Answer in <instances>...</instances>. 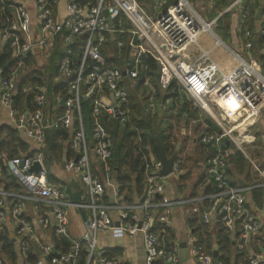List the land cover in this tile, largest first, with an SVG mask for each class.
<instances>
[{
	"label": "built area",
	"instance_id": "built-area-1",
	"mask_svg": "<svg viewBox=\"0 0 264 264\" xmlns=\"http://www.w3.org/2000/svg\"><path fill=\"white\" fill-rule=\"evenodd\" d=\"M57 1L33 0L32 21L27 7L15 2L10 17L1 26V38L14 64L8 75L0 78V105L13 114L12 127L38 146L31 153L5 161V169L15 177L21 189L14 192L0 190V219L7 210L15 224L17 253L23 264H68L80 251L84 254L83 264H126L101 251L95 252L96 235L114 228L111 211H115L118 228L127 236L141 234L146 264H180L177 250L165 246L153 229L154 225L167 223L166 211L175 202L163 196L166 176L159 173L161 162L153 156L149 145L140 146L145 174L141 196L136 201L125 202L118 189H114V199L109 203L104 201V182L110 178L112 142L99 120V114L104 112L108 117L118 119L120 124L127 121L123 109L127 91L122 78H127L129 84L136 81L140 71L146 68L142 57H150L158 65L160 88L175 80L193 104L211 117L218 127L217 132L203 133L198 138L200 144L217 148L206 161V174L214 190L203 197H192L189 202L207 198L211 203L210 210L219 216L225 227L237 228L243 240L257 235L262 222L248 209L246 194L253 189L264 188V169L250 161L260 183L230 184L225 171L229 151L221 148L220 143L228 140L246 156L243 146L246 141L238 134L234 135V131L239 125L250 124L264 107V70L260 64L229 50L212 33L210 23L204 22L186 0H151L148 8L136 0H87L85 3L63 0L61 15L54 10ZM31 22L35 28L34 36L29 32ZM114 33L127 35L125 41L116 40L119 50L125 49L122 69L108 65L103 55L108 36L112 38ZM202 33L212 38L214 48L231 55L235 63L230 69H221L211 59L209 50L199 46L197 40ZM259 33L264 38V19ZM245 36H248L247 32ZM56 40L62 45V56L58 59L57 76L54 78L62 80V83L52 95L56 115L44 114L42 107L46 103V94L42 87L33 95L31 109L14 110L11 97L23 60L35 49L49 48ZM250 47L251 42L246 41L243 51L248 52ZM143 84L147 85L146 78ZM152 95L148 99L150 110L155 107ZM80 98L91 100L88 135L81 118ZM213 107L219 111V119L212 112ZM225 117L230 118L232 124L241 121L228 127L222 123ZM50 128H63L70 132L67 143L73 157L64 163V167L79 177L87 195L86 202H70L59 187L47 181L41 147L46 130ZM90 154L102 165L101 177L92 168ZM34 164H37V169L31 170ZM179 169V160L175 158L169 175H177ZM29 200L41 208L37 212V224L42 228L51 226L55 234L65 237H68L65 208L87 209L89 216L85 233L80 240L72 241L69 251L59 253L58 257L50 253L47 245H41L36 247L39 254L34 259L29 258L30 244L36 240V234L32 224L21 217ZM202 219L204 223L208 222L206 213L202 214ZM188 253L195 264H213L211 254L195 244L189 245ZM261 262L258 254H252L245 264Z\"/></svg>",
	"mask_w": 264,
	"mask_h": 264
},
{
	"label": "crops",
	"instance_id": "crops-1",
	"mask_svg": "<svg viewBox=\"0 0 264 264\" xmlns=\"http://www.w3.org/2000/svg\"><path fill=\"white\" fill-rule=\"evenodd\" d=\"M11 1L12 3H23L29 10L31 21L33 20V0ZM62 1L63 0H58L54 6V10L56 13H58V15L63 13ZM258 2L261 5L264 4V0H258ZM236 11L237 17L235 18V24L232 28L233 36L231 37L229 32L228 36L222 42L229 48V50L239 52L240 54L244 55V57L252 58L257 61L252 53L251 55L253 57L247 51H243V45L246 41H250L252 47L258 42V37L262 36L259 33V28L261 21L264 19V15L262 14L260 7L256 8L254 10L255 17L254 22L252 23V29L242 30L247 14L243 0L239 1ZM258 11L260 12L259 15H257ZM29 32L31 36L35 35L33 22L30 23ZM245 32L248 33V36H245ZM3 44H5V42L1 38L0 30V49H2ZM199 46L201 45L199 44ZM262 46L264 47V44ZM61 48V43L56 40L49 48L35 49L31 55H28L23 60V65L20 69V72L24 69L35 70L41 73L45 72V70L50 66L49 59L53 52H58ZM213 48V44L212 47L206 48V50H209L211 59L215 61L221 69H230L235 63L231 55L227 53V56H229L230 60L222 59V57H212L210 52ZM46 75L47 74L42 73V77L44 79L47 78ZM46 82L42 80L37 90L42 87L46 94ZM157 104L160 108L159 111L163 112L161 114L160 121L163 123L166 120V122L171 124L168 140L171 143L176 140L175 146L177 143H179L178 149L175 150V154L177 160H179L180 169L177 175L166 176V178L163 180V196L175 203L172 204L166 211L167 223L165 225L160 224V226L158 225L157 227L154 225L153 229L156 231V233H158L165 246L171 249H176L177 252L179 250V243H185L187 248V257L180 261V264H195L193 258L188 253L189 245L195 244L199 249L210 254H212L213 250L217 251L216 239L217 232L219 230H221L223 234H227L225 238H227L230 242V255L228 264H245L247 258L252 254H258L262 260V262L259 264H264V188H256L246 194L248 209L258 220L262 222L261 230L250 240H243L239 236L237 228L225 227L220 222L219 216L210 210L211 203L207 198L200 199L196 203L189 202V199L192 197H203L213 191L212 183L206 174V161L210 157L209 152L211 151V146L200 144L197 137L194 136L195 134H198L201 129L203 130L206 128V126L203 124V121L201 122L200 127H197L194 121L189 120L186 122L183 115H178L176 106L166 110L164 109L162 102ZM42 110L46 115H56L55 103L50 99L49 96H46V103L43 105ZM198 110L200 113L204 114L205 117H207L205 112L200 109ZM208 119L217 127L213 119ZM12 120L13 114H10L6 108L0 105V126L7 125L12 127ZM18 135L25 147V151L23 152L24 154L31 153L37 149L38 146L32 140L26 138L20 132H18ZM238 135L240 139L243 138L246 141L243 143L245 150H247L246 152L250 151L252 157L257 161V163H263L264 165V107L261 109L259 115H257L250 124L240 128ZM88 141L91 142V139L89 138ZM66 142L67 141L65 140L56 138L54 143L58 144V147H56L55 153L53 155L51 153L46 154L47 152L44 153V165L46 168V178L48 183L59 187L64 194V198L71 202L72 200L70 199V196L76 195L78 200H82L86 197V192L79 177L71 174L64 167V163L68 160L67 158L69 156V153H67L68 143ZM44 145L45 144L43 143V146ZM228 151L230 152V150ZM244 157L247 158L249 162L252 161L247 154L246 156L244 155ZM90 160L91 163H94L96 161L95 156L90 154ZM252 162L254 163V161ZM228 168L230 170L229 182H232L233 180V182L237 183L236 185H248L255 182L260 183L261 181L257 179L256 174L252 171V169H250L248 173L238 172L231 163L228 165ZM133 169L134 171H139L140 168L136 167L134 164ZM17 184L18 183L16 181H13L9 177L6 169L3 172L0 170V190L13 192L19 191L21 187L17 186ZM114 189H118V187L116 185L114 174H111L108 182H104V196H107V200L105 201L104 199L105 202L109 203L114 199L112 196ZM78 192H81V194L79 193V195H77ZM129 193L130 198L133 201H136L139 198V194L137 195V192L133 190V187H131ZM119 196L123 200L122 194L119 193ZM39 209L41 208L40 206H37L35 201L29 200L26 202L21 215L22 218L32 224L35 231L36 240L32 243L36 250V256L39 254V251L36 249V247L39 248L41 245H47L51 254H59L60 245L58 246L57 244V241L59 240L58 235L53 232L54 230L51 226L42 228L36 222L37 212ZM200 209L202 212H200ZM65 211L67 218V238H69L71 241L80 240V238L85 233V223L89 216V211L85 208L76 206H68L65 208ZM203 213L207 214V223L203 222ZM110 214L114 221V228L96 235L95 252L97 253L101 251L106 256L116 258L125 262L126 264H146L141 234L137 233L133 237L127 236L118 228L115 211H111ZM191 215H195V223L190 222ZM195 225L197 226V229ZM192 226H194V228ZM14 228L15 224L7 213V210H5L3 217L0 219V237L9 240L10 244L12 245V249L10 248L11 250H8L7 244L2 246V241H0V264H23V259L17 253V238ZM70 249L71 247H69L67 251ZM75 260L76 257L70 261L71 263L68 264H75Z\"/></svg>",
	"mask_w": 264,
	"mask_h": 264
},
{
	"label": "trees",
	"instance_id": "trees-1",
	"mask_svg": "<svg viewBox=\"0 0 264 264\" xmlns=\"http://www.w3.org/2000/svg\"><path fill=\"white\" fill-rule=\"evenodd\" d=\"M78 1L86 2L87 0ZM136 1L144 8H148L149 4L151 3V0ZM231 1L232 0H213L212 5L214 10H222ZM243 4L246 8L247 14L242 30H249L252 29V23L254 22V10L260 7V10L264 15V4H259L258 0H243ZM12 5L13 3L11 0H0V27L3 26L6 23V19L10 17ZM216 23V29L218 31H222L224 36L223 38H226L229 34L228 31L231 23L230 14L226 12L222 17H219L216 20ZM126 38L127 35L121 33H114L112 35V38H109L108 36L107 47L103 50V55L106 57V63L108 65H111L118 69L123 68L122 65L123 58L125 57V49L119 50V48L116 46V40L122 39L125 41ZM263 40V36L258 37V42L254 44L249 50L251 51L252 55L257 58V61L264 69V47L262 46L264 44ZM61 56L62 53L60 51H55L50 57V66L45 70V72H42L47 74V78H45L47 82L42 77L41 72L30 69H24L21 72L20 70L18 71L15 82V90L11 97V106L14 110L21 111L24 109H31L33 107V95L37 92V88L42 80L46 82V96H49L52 100L51 93L52 95L55 94L59 85L62 83V80L56 81L53 79L55 76H57L56 65L58 59ZM74 62H77L76 58H74ZM142 63L146 68L140 71L136 81L133 84H129L127 78H122L125 89L127 91V101L123 105L127 121L124 124H120L118 119L108 117L104 112L99 114V120L109 133L112 142L111 156L109 158V165L111 167L110 175L114 174L118 191L120 194H122L123 201L125 202H133V200L130 198L129 193L131 187H133V190L137 192V195L139 194L138 197L141 196L144 189L145 174L143 172L142 150L140 149V146L146 144L149 145L153 156L155 158H158L156 146L151 138L152 134H159L164 153L167 156L175 153L174 148L176 140L173 143L168 140L171 124L169 122H166V120L163 123L160 121V117L163 112L159 111L160 108L158 107L157 103L162 102L164 105V109L166 110L176 106L178 115H183L186 122L189 120L194 121L197 127H200L201 122L203 121V124L206 126V128H204L203 130L201 129L199 135L197 136V139L203 133L218 131L217 127L207 117H205L204 114L200 113L198 108L193 104L192 100L187 96V94L179 86L176 85L175 80H170L169 84L165 88H160L157 80L158 65L154 60H152L150 57H142ZM13 64L14 60L11 57L9 49L6 44H3L2 49H0L1 78H4L8 75ZM145 78L147 79V85L143 84ZM151 94H153L152 99L154 101V105L156 104L153 110H150L148 108V99ZM90 108L91 100L80 98L81 118L87 135L89 134L88 131L91 122ZM69 135L70 132L63 128L47 129L44 140L45 145L42 148L43 156L46 152V154L51 153L52 155L55 153L56 147H58V144L54 143L56 138L67 141ZM87 139L89 140L88 137ZM220 147L230 150L229 155L226 159L227 167L225 169L228 179L230 173L228 165L230 163L238 172L248 173L250 169H252V171L254 172L248 159L245 158L244 155L241 154L240 151L237 150L232 144L227 146L224 140H222V142L220 143ZM24 148V144L20 139L18 132L13 127L7 125L0 126L1 172L5 170V161L13 156L24 154ZM67 149V153H69L67 159H70L71 157H73V152L69 148V145H67ZM216 149V147L211 146V151L209 152L210 156L215 153ZM134 164L136 167L140 168L139 171H134ZM92 165L94 171L98 174L99 177H101V163L96 160L94 163H92ZM256 165L258 166V168L264 169L263 163H257ZM230 184L234 185L237 183L233 182L232 180ZM17 186H19V184H17ZM79 193L81 194V192H78L77 195H79ZM85 196V198L82 200H78V197L76 195L70 196V199L72 200L71 202L74 201L76 203H83L87 201L86 193ZM104 199L106 201L107 196H104ZM200 212H202L201 209ZM190 222H196L195 215H191ZM192 227L194 228V226ZM225 236H227V234H223L221 230L217 232V260L218 262H220V264H228L230 255V242L227 238H225ZM58 239L59 240L57 241V244L58 246L60 245L59 253L66 252L69 247H71L72 241L62 235H58ZM0 241H2V246L4 244H7L8 250L12 249V245L10 244L9 240L0 237ZM28 255L29 258L32 259L36 257V250L33 243L30 244ZM83 263L84 254L83 251H80L76 257L75 264Z\"/></svg>",
	"mask_w": 264,
	"mask_h": 264
},
{
	"label": "rangeland",
	"instance_id": "rangeland-1",
	"mask_svg": "<svg viewBox=\"0 0 264 264\" xmlns=\"http://www.w3.org/2000/svg\"><path fill=\"white\" fill-rule=\"evenodd\" d=\"M186 1L190 4V6L196 12V14L199 15L201 19H203L204 22L210 23V29H211L212 33H214V35L221 41L225 40V38H223L224 37L223 32L218 31L216 29V27H217L216 20L219 17H222L223 14H225L226 12L229 13L231 25L229 26L228 32H230L231 37L233 36L232 28H233V25L235 24V18L237 17L236 8L238 6V3L236 0H232L222 10H214L213 5H212L213 0H186ZM239 1H241V0H239ZM212 41H213L212 38L206 33H202L198 38L199 44L205 49L212 47ZM248 53L251 55L250 50L248 51ZM210 54L212 57L216 56L218 58L222 57V59H227V60L229 59L230 60L229 56H227V53L218 49V48L211 49ZM255 59H257V58H255ZM261 69L264 70L262 67H261ZM211 109H212V112L214 113L215 117L219 119L220 118L219 111L215 107H213ZM206 116L211 119V117H209L208 115H206ZM240 121L241 120H238L232 124L230 122V118L225 117V118H223L222 123H224L228 127H230V126H235ZM240 127H241V125H239V127H236V129L234 131V135H237L239 133ZM198 135H199V133L195 134L194 136L197 137ZM244 151L246 152L247 150H245V148H244ZM246 154L248 155V157L252 161H254L255 164L257 163V161L250 154V152H246Z\"/></svg>",
	"mask_w": 264,
	"mask_h": 264
},
{
	"label": "water",
	"instance_id": "water-1",
	"mask_svg": "<svg viewBox=\"0 0 264 264\" xmlns=\"http://www.w3.org/2000/svg\"><path fill=\"white\" fill-rule=\"evenodd\" d=\"M260 12L258 11L257 12V15H259ZM91 96V95H90ZM89 96V97H90ZM117 115V114H116ZM151 138L156 146V149H157V155H158V159L159 161L161 162V167H160V170H159V173L162 175V176H167L171 173V166H172V163L173 161L175 160L176 158V154L173 153L171 154L170 156H167L165 153H164V149H163V145L160 141V137H159V134H152L151 135ZM225 144L228 146L229 145V141L228 140H224ZM178 144H176L175 146V150L178 149ZM76 159V158H75ZM31 170H35L37 169V164H34L32 165V167L30 168ZM7 171V170H6ZM8 173V172H7ZM9 177L15 181V177L12 176L11 174H9ZM179 247V250H178V258L180 261L184 260L186 257H187V248H186V245L184 242H181L179 243L178 245ZM52 252V250H51ZM54 256H57L58 257V254L56 253H52ZM212 259H213V264H218V260H217V251L213 250L212 251Z\"/></svg>",
	"mask_w": 264,
	"mask_h": 264
}]
</instances>
